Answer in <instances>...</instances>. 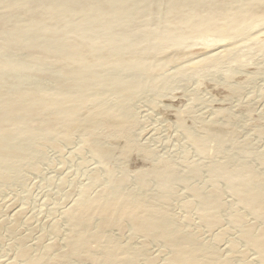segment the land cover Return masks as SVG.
I'll use <instances>...</instances> for the list:
<instances>
[{
  "label": "bare ground",
  "instance_id": "bare-ground-1",
  "mask_svg": "<svg viewBox=\"0 0 264 264\" xmlns=\"http://www.w3.org/2000/svg\"><path fill=\"white\" fill-rule=\"evenodd\" d=\"M261 21H264V0H0V171H15L20 163L26 164L34 156L42 157L36 148L38 140L50 144L49 137L56 136L58 139L54 142L67 143L79 129L89 133L96 131L98 121L103 117H109L120 126L117 129H121L128 119L129 105L139 94L159 88V83L167 84L162 69L183 56V41L185 44L188 39L214 38L228 42L241 36L245 27ZM168 48H174L173 55L162 58ZM160 57L166 60H160ZM109 94L114 97L112 104L103 102ZM204 128L214 133L215 138L216 135L221 137L220 130L218 133L210 126ZM193 135L191 137L199 145L205 144V139ZM55 145L60 148L58 143ZM97 150L103 158L112 152ZM247 160L244 162L248 163ZM225 162L214 166L217 180L222 185L232 180L237 195L235 204L244 207V210L235 209L227 216L229 228L238 230L235 231L238 243H232L231 252L237 249H234L235 244L241 243L250 252H255L257 260L264 264V187L256 180V173L251 169L253 163L249 166L250 162L247 165L241 161V164L237 163V169L230 172ZM259 162L264 163V154L259 157ZM199 166L189 169L192 177L199 173ZM163 170L165 172L159 170L158 173L154 169V172L140 174L144 177L146 186L143 189L146 191L148 179L155 184L159 180L162 182V188L157 192L164 200L171 197L175 188L172 187L175 175L171 169ZM120 179L96 196L90 195L92 190L89 188L83 190L73 213L70 212L75 234L67 236L68 249L63 255L93 262L95 253H90V244L102 242V232L107 229L123 230V223L128 222V226L138 228V235L168 243L169 256L165 264H230L229 259L226 262L212 260L216 258L212 244L211 247L201 246L195 235L187 233L189 230H177L176 220L168 217L169 213L154 209L156 198L148 203L134 194L125 193L124 178L120 176ZM185 181L190 183V180ZM195 188L191 190L201 208V214L200 210L197 212L200 222H206L212 229L222 226V215L219 217V214L225 206L222 200L217 201L222 195V186L208 193ZM91 216L97 218L96 221L99 219L101 224L106 223L100 230L97 227L96 233H91L92 225L91 231L84 227ZM226 231L218 233L222 241L227 237ZM116 239H108L112 244L110 248L102 247L101 250H105L101 257L98 256L100 263L133 264L135 256H126ZM21 240L26 245V239ZM27 247L23 255L28 264H42L40 256V259H29ZM204 252L211 256L209 260L199 259ZM118 253L124 255L117 258V255L121 256Z\"/></svg>",
  "mask_w": 264,
  "mask_h": 264
},
{
  "label": "rangeland",
  "instance_id": "rangeland-1",
  "mask_svg": "<svg viewBox=\"0 0 264 264\" xmlns=\"http://www.w3.org/2000/svg\"><path fill=\"white\" fill-rule=\"evenodd\" d=\"M249 27L243 29L241 36L228 42L215 41L214 38L188 39L190 43L187 40L185 44L183 41V56L175 64L165 65L166 68L162 69L167 84L159 83L157 87L160 84L165 87L160 85L139 94L129 105L128 119L121 129H117L120 126L109 117H103L99 119L96 131L89 133L79 129L67 143L54 142L58 139L56 136L49 137L50 144L38 140L36 148L42 157L38 156V159L34 156L26 164L20 163L15 171H0V264H28L23 255L26 245L30 247H27L29 259L42 257V264H101L102 251L112 246L108 239L112 241L116 238L118 241L115 242H120L126 256H135L133 264H165L169 256L168 243L154 242L146 235H138V228L128 226V222H125L126 227L123 223V230L107 229L102 232V242L90 244V253H95V263L62 254L68 249L67 236L75 234L70 212L73 213L83 190L89 188L93 193L89 191L91 196L99 195L108 185L116 184L120 176L127 184L123 187L127 194H134V197L148 203L155 198L157 200L159 195L160 202H153L154 209L169 213L167 216L176 220L177 230H189L187 233L195 235L199 245L209 247L212 244V250L216 249V258L212 260L226 262L229 259L230 262H227L230 264H260L258 255L250 252L246 245L240 243L236 246L238 230L235 232L229 228L228 217L235 209L242 211L244 207L235 204L237 195L232 180L222 185L214 171L215 164L221 161L224 163L227 160L226 167L234 172L235 167L237 169L239 164L246 163L244 160L250 159L247 161L249 166L254 165L251 169L256 173V180L264 187V163L259 162V157L264 154V21ZM173 49L168 48L161 57L167 55L165 57L169 58ZM161 57L160 60H166ZM113 99L109 94L103 102L112 104ZM208 126L215 129L214 132L220 130L221 137L216 135V139L214 133L206 131L204 127ZM191 134L205 139V144L199 145ZM221 144H224L223 150ZM95 145L98 149L111 150V155L103 158ZM193 166H199L201 170L196 177L189 173ZM154 169L156 172L171 169L175 181L178 179V182L172 183L175 188L171 197H166L170 204L166 198L160 199L162 196L157 192L162 188L160 180L155 184L148 179L150 185L147 183V191L143 189L146 183L140 173ZM185 180H190V183ZM220 185L222 195L217 197V201L222 200L225 206L219 214V217L222 215V226L212 229L206 222H200L198 213L201 208L191 188L196 186L208 193L218 190ZM145 195L147 200L143 198ZM91 217L84 223L89 230L94 227L91 233L106 225ZM222 230H227L230 235L226 231V239L222 238L224 241L218 234ZM21 239H26V245ZM232 243H236L234 249H237L231 252ZM55 244H58L57 247L51 249ZM102 247L106 248L101 250ZM207 252L199 259L211 258ZM123 255H117V258Z\"/></svg>",
  "mask_w": 264,
  "mask_h": 264
}]
</instances>
